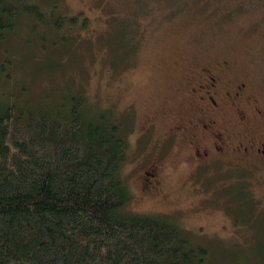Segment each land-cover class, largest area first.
Masks as SVG:
<instances>
[{"label":"rangeland","instance_id":"obj_1","mask_svg":"<svg viewBox=\"0 0 264 264\" xmlns=\"http://www.w3.org/2000/svg\"><path fill=\"white\" fill-rule=\"evenodd\" d=\"M26 2L45 9V0ZM63 2L64 13L88 17L90 33L71 51H59L58 43L39 52L34 35L21 24L16 36L0 41V63L9 53L10 63L2 67L12 74V87L24 83V101L35 106L46 95L53 99L65 83L92 108L113 111L130 144L121 173L131 199L122 214L175 222L194 246L207 250V264H264V158L214 157L197 170L191 161L176 162L183 161L174 157L179 146L168 143L162 148L169 164L161 186L146 187L141 174L152 165L150 146L162 142L177 115L188 110L177 88L190 63L229 62L231 75L264 105V49L256 46L264 26L255 35L249 29L259 20L252 18L256 10L245 4L226 12L234 0ZM47 57L55 63L39 67ZM153 116L152 130L142 134V122ZM257 127L252 123L245 130L263 133L264 117ZM228 128L234 138L244 134V127ZM153 152L156 156V148ZM202 175L209 179L204 182Z\"/></svg>","mask_w":264,"mask_h":264},{"label":"trees","instance_id":"obj_2","mask_svg":"<svg viewBox=\"0 0 264 264\" xmlns=\"http://www.w3.org/2000/svg\"><path fill=\"white\" fill-rule=\"evenodd\" d=\"M44 3L42 11L26 0H0V41L24 24L39 52L58 43L59 51L78 47L90 33L88 17L64 13L63 0ZM4 57L0 264H207V250L194 246L175 222L122 214L131 199L121 173L130 144L113 111L92 108L65 83L53 99L46 95L33 106L24 101V83L12 87V74L2 67L10 63L9 53ZM38 63L55 62L47 57ZM153 149L148 171L159 162Z\"/></svg>","mask_w":264,"mask_h":264},{"label":"flooded vegetation","instance_id":"obj_3","mask_svg":"<svg viewBox=\"0 0 264 264\" xmlns=\"http://www.w3.org/2000/svg\"><path fill=\"white\" fill-rule=\"evenodd\" d=\"M245 4L256 10L252 18L259 19L249 28L255 35L259 26H264V0H234L228 10L235 11L238 5ZM256 46L264 49V29L257 38ZM186 65L188 63L183 68ZM189 69L182 77V89L177 88L178 93L182 91V100L188 104V110L177 115L174 124L167 128V136L164 135L162 142L153 145L159 162L153 170L141 172L149 185L156 183L160 187L161 178L165 176L169 159L161 151L168 143L173 147L179 146L174 157L182 156L183 161L178 159V163L191 161L199 166L207 164L214 157L227 155L238 160L264 158V132L250 133L245 130L252 123L257 127L258 119L264 117V105L246 89L242 80L231 75L230 63L225 60L213 63L196 61L190 63ZM231 113L233 117L225 118ZM154 120L157 118L153 116L142 122L144 132L151 131ZM234 125L244 127V134L238 138H234L232 130L228 128Z\"/></svg>","mask_w":264,"mask_h":264},{"label":"bare ground","instance_id":"obj_4","mask_svg":"<svg viewBox=\"0 0 264 264\" xmlns=\"http://www.w3.org/2000/svg\"><path fill=\"white\" fill-rule=\"evenodd\" d=\"M13 26V25H12ZM8 32V31H7Z\"/></svg>","mask_w":264,"mask_h":264}]
</instances>
